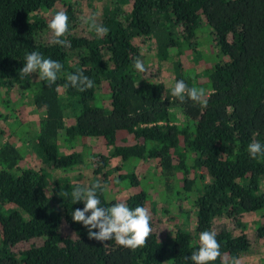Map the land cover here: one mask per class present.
Masks as SVG:
<instances>
[{
    "label": "trees",
    "instance_id": "1",
    "mask_svg": "<svg viewBox=\"0 0 264 264\" xmlns=\"http://www.w3.org/2000/svg\"><path fill=\"white\" fill-rule=\"evenodd\" d=\"M71 7L67 0H0V95L30 90L40 115L35 136L21 149L0 143V264H187L185 256L200 246V232L214 231L215 220L256 213L264 218V156L251 159L248 153L250 143L264 144V0H115L101 11L97 24L108 29L102 37L77 36ZM61 10L68 15L63 39L69 44L39 42L37 33ZM202 29L214 59L190 76L181 69L182 58L195 56ZM151 37L155 74L145 77L133 66L136 58L145 69L147 62L135 39ZM34 50L63 65L56 83L40 80L39 72L21 73L26 54ZM175 56L180 60L173 61ZM171 64L174 81L167 89L156 73ZM77 72L93 87H65L67 75ZM180 79L205 90L206 107L172 96ZM79 141L90 148L91 178L52 180V171L63 174L84 164ZM114 158L121 165L112 167ZM131 164L157 165L166 190L162 201L191 203L194 229L177 226L168 241L158 232L159 218L150 215L152 232L143 247L88 239L87 229L72 220V211L84 206L73 204L72 191L99 183L102 207L119 202L145 207L149 198L143 190L117 189L125 180L139 185L125 169ZM10 205L15 209H7ZM62 225L72 236H63ZM216 233L221 256L211 264L243 261L253 247L246 233ZM255 237L264 238V220L256 224ZM33 240L42 243L14 250Z\"/></svg>",
    "mask_w": 264,
    "mask_h": 264
},
{
    "label": "rangeland",
    "instance_id": "2",
    "mask_svg": "<svg viewBox=\"0 0 264 264\" xmlns=\"http://www.w3.org/2000/svg\"><path fill=\"white\" fill-rule=\"evenodd\" d=\"M71 5V10L74 15V33L77 36L81 37H90L92 33H96L93 30H90V21L85 22L89 16H92L95 19V22L98 23L101 17V11L106 5H112L115 3V0H93L92 3L87 2L86 0H67ZM124 10H129V6H123ZM56 11H54L55 13ZM46 20H49V16ZM69 22V21H68ZM72 23H69L70 25ZM203 31L198 32V46L197 51L192 55H186L181 65L182 71L190 72V76L195 74H201L204 66H207L212 60L211 52V40L207 36V30L202 29ZM53 39L52 33L49 28L43 29L37 33V40L43 44H51ZM135 44L139 47L142 55L147 59L145 62V72L144 76L148 77L155 74V57H156V43L153 37L146 40L135 39ZM180 60V57L175 56L174 60L177 62ZM154 65V66H153ZM159 75V79L164 82L166 88H170L173 85L174 76L172 71V64L163 67ZM203 77V76H202ZM25 93V94H24ZM24 93L19 92H9L8 94L2 93L0 95V143L9 142L16 146L18 149H21L26 145L25 141L33 139L35 136V131L37 128L38 121L40 120V115L35 111L32 106L31 91L25 90ZM29 96V97H28ZM9 100V102L7 101ZM99 106V105H98ZM175 118L177 122H183L184 117L180 111H175ZM81 142V147L78 148V151L81 154H84L85 160L84 164L75 167L74 169L68 170V172L63 173L58 170L52 171V180H60L62 176L68 177L71 183H80L83 179L89 177L91 178V168L93 161L89 159L90 148H86L83 141ZM26 150V147H25ZM24 151H22L23 154ZM71 151H64V153L69 154ZM27 152H24L26 155ZM30 154L25 156V160L28 163L33 164V158H30ZM134 164V163H133ZM24 166L26 164H23ZM110 165L112 167L121 165V161L118 158L111 160ZM137 165V164H136ZM126 165L125 169L127 172L135 175L136 179L140 181L139 185L134 188L132 187L127 180L118 184L117 189L123 190L125 194L132 191L143 190L148 195V202L145 205V208L149 210L150 215L157 216L160 220L158 232L163 238L168 237V241L173 238V230L177 226L182 227L188 231L194 229L192 219H188L190 211H193L191 203L186 201L174 202L172 201L169 204H165L162 201V196L164 198L165 188L162 183L159 182L161 179L160 169L156 164L149 165L147 167H142L141 164L137 166ZM261 190L264 192V176L261 180ZM119 192V191H118ZM48 195H51V192H47ZM118 197H123L121 193ZM177 205L182 208V213L178 211ZM7 209H15L14 206L10 205ZM184 213V214H183ZM264 220L261 213L256 214H247L242 216L238 220H230L227 218L217 219L213 223V230L218 232L222 229L239 235L241 233H246L248 239L253 242V247L251 248L248 256L240 262H235L233 264H264V238L257 240L255 237V226L258 222ZM62 234L63 236H72L71 231L65 226L62 225ZM42 240H33L26 244H21L17 246L15 251H24L29 248L31 245H41ZM1 247V245H0ZM13 251V249H12Z\"/></svg>",
    "mask_w": 264,
    "mask_h": 264
},
{
    "label": "clouds",
    "instance_id": "3",
    "mask_svg": "<svg viewBox=\"0 0 264 264\" xmlns=\"http://www.w3.org/2000/svg\"><path fill=\"white\" fill-rule=\"evenodd\" d=\"M91 21L90 30L98 36H106L108 29L102 24H97L92 16L85 21ZM53 39L51 43L59 46H66L69 42L63 37L69 31L68 15L66 11H57L48 21ZM134 69L143 73L145 67L143 62L136 58L133 61ZM63 65L51 58H44L38 51H31L25 56V64L21 68V73L25 76L39 72L40 80H47L48 84L57 81V73L62 70ZM74 87L79 91H85L93 87V81L83 75L82 72L69 73L65 87ZM172 96L180 102H184L187 97L193 102L200 103L203 107L207 106V100L203 99L205 90L203 88L189 87L183 80H177L172 88ZM248 153L251 159L264 156V144L252 142L248 145ZM103 189L99 183H94L89 187L82 188L77 186L71 193L73 204L83 202V208L72 211L73 222L82 224L87 229V236L90 240L104 243L110 240L129 249H137L146 245L151 228V216L149 210L143 206L129 208L126 203L119 202L111 207H102L100 195ZM65 195H68L65 193ZM90 213V214H88ZM96 230V231H94ZM217 233L214 231H201L199 235V248L190 255L185 256L187 264H211L221 256L220 243L216 239Z\"/></svg>",
    "mask_w": 264,
    "mask_h": 264
}]
</instances>
